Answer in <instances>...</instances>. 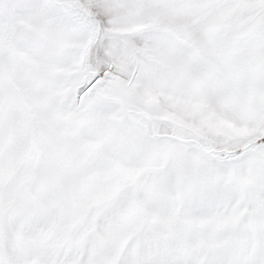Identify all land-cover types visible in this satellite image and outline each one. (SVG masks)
Masks as SVG:
<instances>
[{"label": "snow or ice", "instance_id": "6c2138e0", "mask_svg": "<svg viewBox=\"0 0 264 264\" xmlns=\"http://www.w3.org/2000/svg\"><path fill=\"white\" fill-rule=\"evenodd\" d=\"M0 264H264V0H0Z\"/></svg>", "mask_w": 264, "mask_h": 264}]
</instances>
